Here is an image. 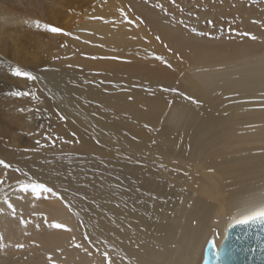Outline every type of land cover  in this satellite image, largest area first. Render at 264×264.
<instances>
[{
    "label": "bare ground",
    "instance_id": "1",
    "mask_svg": "<svg viewBox=\"0 0 264 264\" xmlns=\"http://www.w3.org/2000/svg\"><path fill=\"white\" fill-rule=\"evenodd\" d=\"M72 2L0 0V159L55 186L79 213L54 197L33 201L16 183L25 178L0 167V177L7 171L0 201L6 194L32 221L22 228L0 203L4 244L25 245L0 251V264H49L48 255L53 264H102L94 248L89 257L72 246L75 236L88 247L85 231L100 252L99 241L107 240L116 264H204L208 241L220 249L232 218L264 198V15L250 8L239 27L219 21L196 36L148 4L119 0L73 25L58 21L61 32H49L54 44L29 36L46 31L36 21L53 27L51 17L55 26L59 9ZM121 9L133 24L123 21ZM15 67L37 79L12 76ZM11 91L35 93L42 102ZM58 106L66 122L55 115ZM43 113L50 117L44 129ZM38 139L46 146L37 147ZM203 178L202 189L196 185ZM44 217L72 231L50 229Z\"/></svg>",
    "mask_w": 264,
    "mask_h": 264
},
{
    "label": "snow or ice",
    "instance_id": "2",
    "mask_svg": "<svg viewBox=\"0 0 264 264\" xmlns=\"http://www.w3.org/2000/svg\"><path fill=\"white\" fill-rule=\"evenodd\" d=\"M145 3H148V0H144ZM222 2V0H221ZM170 3L175 6L176 9H178L181 13H183L184 9L177 3V0H170ZM153 7L156 9H160L165 16L169 15V11L167 8H165V6L161 3H156L153 4ZM233 7H235V5H233ZM129 11H131V9L129 8ZM120 15L123 18V21L126 22L127 24L131 25L134 23L133 20L129 19L128 15L125 13L124 10H120ZM197 20H199V17H196ZM135 21L139 23H143V20L141 17L137 16L135 18ZM172 22L178 23L180 25H183L190 33L196 35V36H204L207 35V33L205 32H201L198 31L195 27H189L187 24H185L184 20H176V18L173 16L172 17ZM253 23H258L257 21L253 20ZM206 23L208 25H213V21L211 19H207ZM36 27L37 28H41L43 27L46 31L51 32V33H60L61 29L56 28V27H50L47 24H41L39 21H36ZM64 35H69V33H63ZM238 35H242V36H248L250 39L252 40H256L257 38L254 35H251L250 33H237ZM155 39L157 41H160V37L156 36ZM164 47L167 48V45L165 44ZM169 51H171V49H169ZM155 59L159 60L161 63L165 64L167 67L171 68L172 65L169 64L166 60H164V58L162 56H155ZM179 58V57H178ZM93 59H96V57H93ZM108 59H116V57H109ZM11 75L14 77H22L25 78L27 81H34L37 79V77H35L30 71H25L22 70L19 67H15L14 69L11 70ZM87 83V81H86ZM101 83H103V81H101ZM163 91L168 92L171 91L177 95H182L183 98L185 100H191V102L193 104H199V102L195 99H192L191 97L184 95L183 93H180L177 89H163ZM11 96H15V97H28L29 95H31V99L34 101H38V102H42L40 100V97L36 96L35 93H30L28 91H11L9 93ZM48 98L49 99H55L54 94L52 93L51 89H48ZM63 99V97L61 98ZM129 99H131V97H129ZM76 100H79V97H76ZM171 101H169V105H171ZM99 107V106H98ZM21 111H24V109H21ZM29 111H33L32 109H29ZM45 111H47V109H45ZM35 112L38 114L40 112L39 108L35 109ZM55 115L58 117L59 121L61 122H66L67 121V116L63 114L62 110L59 108V106L57 107L56 111H55ZM93 116H96V113L93 112L92 113ZM227 115V113H226ZM73 123H75V121H73ZM145 127H147V125H145ZM151 131V129H149ZM76 134L73 133V136H75ZM46 140L51 141L52 146L55 145V140H52L51 137L49 136H45ZM93 139L96 141V143L99 145L100 144V140L96 137H93ZM56 140H63L62 137L57 136ZM64 143H68V141H63ZM77 143H79V140L76 141ZM36 145L40 146V147H45L46 145H42L41 141L38 139L36 140ZM153 143H155V141H153ZM34 150V149H33ZM24 151H31L30 149H24ZM126 159H129L128 157H125ZM50 163V162H49ZM0 167H2L5 170L8 169H12V166L10 163L5 162L4 160L0 159ZM105 167H107V165H105ZM161 167H163V165H161ZM12 171L14 172H18L20 173L21 176H23L25 179H17L16 183L19 186V191H21L24 194L30 195V197L32 198L33 201H38L40 199H49L50 197H54L58 200H60V202L64 205L65 208H67V210L72 213V215L79 217V213L76 212L72 206L71 201H68L64 198L63 195L60 194V192H58L55 188V186H50L47 185L44 182H38L36 179H34L31 175H29L28 172L22 171L19 168H15L12 169ZM7 179V171H5L3 177H0V192H4V183L5 180ZM93 179H95V177H93ZM12 185L9 184V187H11ZM64 191L66 192L67 189H64ZM137 191H139V189H137ZM82 200H87L88 197L87 195H82L81 196ZM153 199H155V197H153ZM93 203H96L95 199H93L92 201ZM0 203H3L4 205L7 206V208L10 210L9 215L12 219H17L19 221L20 226H22V228L26 229L27 226L32 223L31 220L29 219H25L23 216V212H17L16 207L9 202V199L7 197V195L5 194V196L3 197L2 201H0ZM99 206V205H97ZM32 207H35V203L33 202ZM117 207H119V205H117ZM134 211V209H133ZM44 223L46 224V226L50 229H63L65 231H72L70 228H67L65 225L60 224V223H48L47 222V218L44 217ZM40 223L37 222L35 224V227L37 229V231H39L40 229ZM81 226L83 225V222L81 220ZM237 226H243V227H247L249 229L251 228H259V229H264V198L261 199L259 204H254V205H248L245 207L244 209V214L240 215L239 218H232L231 223H229L227 225V227L229 229L231 228H235ZM96 227L99 228L101 227V225L99 223L96 224ZM123 230V229H121ZM29 233L27 231L24 232V235H28ZM218 235V233H217ZM227 233H225V238H226ZM82 239L83 241H87L88 242V247H85L83 243H77L76 242V238L75 236L72 237L71 239V243L72 246L78 249H82L84 252L87 253V255L89 257H91L93 255V252L89 250V248H94L95 252L100 255L102 257V264H116V261L112 258V256L110 255L111 252H114L115 249L111 246L108 245L107 240H100L99 243L102 244L104 246V251L100 252L99 247H96L94 241L92 240L90 234L85 231L82 234ZM257 239L259 240V237H257ZM4 236L3 234H0V251H3L4 248L6 247H13L17 250H23L25 245L23 243H16V244H4ZM39 245H37L38 247ZM260 250L261 252H264V245L260 246ZM119 255V254H118ZM205 258H212L215 262V264H220L221 262V251L216 247L215 243L212 240L208 241V247L205 250ZM49 264H53V260H52V256L48 255L47 257ZM125 257H121V260H124ZM127 264H133V262L131 260L127 261Z\"/></svg>",
    "mask_w": 264,
    "mask_h": 264
},
{
    "label": "rangeland",
    "instance_id": "3",
    "mask_svg": "<svg viewBox=\"0 0 264 264\" xmlns=\"http://www.w3.org/2000/svg\"><path fill=\"white\" fill-rule=\"evenodd\" d=\"M74 1L75 3L72 2L71 6L69 4H68L69 6H66L67 9H64V10H62L61 8L59 9L58 14L59 16L61 14V16L60 18L57 16V18H59L60 20H57L55 22V26L53 25L54 23L50 22L53 20L55 21V19L51 20L50 19L51 17H49V23L52 24L53 27H57L56 25L59 24V23L57 24L58 21H60L61 25L62 24L63 25H73L78 22L77 17L79 16L81 17V16L86 15L87 13H94V11L96 13L97 11L96 9L99 10L103 8L104 10L106 8V4L110 6H115L119 4V0H110L107 3L104 0H100V1L99 0H81V1L74 0ZM121 1L123 3L127 0H121ZM135 1H138L140 3H145L144 0H135ZM156 3H161L165 6V8L168 9L169 11L168 17L171 18V22H172V17L174 16L176 20H184L185 24H187L189 27H195L196 29H198L199 27L206 28L207 26H210L206 23L207 19H211L213 21V25H211V27H217L216 24H218V22L221 21L219 23L225 22L237 28L242 24L241 21L243 18V14H246V11L249 10L250 8H253V12L257 11L255 15H258V16L264 15V0H222V2L221 0H177V3L184 9L183 13H181L178 9H176L175 6H173L170 3V0H148V3H145V4H148L153 7V4H156ZM66 5H67V2H66ZM233 5H235V7H233ZM156 10L163 13L160 9H156ZM235 10H239L240 12H236ZM51 16H54L53 18L56 17L55 15H51ZM196 17H199V20H197ZM172 25L179 27L181 30L185 31L186 33L189 32L183 25H180L178 23L174 24L173 22H172ZM28 29H27L28 30L27 34L32 28L30 29V27H28ZM31 31L34 34V30L32 29ZM29 36H38L41 39H43L45 42L54 44L52 41V38L50 37L49 32L47 31H43L40 35L34 34V35H29ZM154 36L156 37L158 35L154 34ZM60 41H61L60 37H58V42ZM157 42L159 43L160 41H157ZM57 45H59V43ZM208 46L212 47L213 44L208 45ZM40 118L41 119L44 118L42 122V126H44L43 127L44 129L50 117L46 113H43ZM43 129L41 128V131ZM181 170L185 172L183 169ZM195 170L200 171L198 167L195 168ZM199 175H203V173L201 172L199 173ZM202 177H204V175ZM205 184L207 185V180L203 178L199 181V183L196 186L203 189L205 187ZM206 197H207V194H206ZM211 238H212V235H211Z\"/></svg>",
    "mask_w": 264,
    "mask_h": 264
},
{
    "label": "water",
    "instance_id": "4",
    "mask_svg": "<svg viewBox=\"0 0 264 264\" xmlns=\"http://www.w3.org/2000/svg\"><path fill=\"white\" fill-rule=\"evenodd\" d=\"M261 245H264V229H249L243 226L228 228L227 237L219 249L220 264H264ZM204 264H215V262L212 258H208Z\"/></svg>",
    "mask_w": 264,
    "mask_h": 264
}]
</instances>
